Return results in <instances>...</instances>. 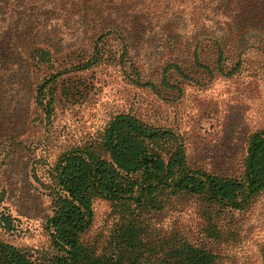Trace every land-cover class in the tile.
Returning <instances> with one entry per match:
<instances>
[{
	"label": "trees",
	"instance_id": "1",
	"mask_svg": "<svg viewBox=\"0 0 264 264\" xmlns=\"http://www.w3.org/2000/svg\"><path fill=\"white\" fill-rule=\"evenodd\" d=\"M145 37L161 40L164 53L147 75L134 58ZM108 68L165 101L191 84L241 72L264 77V0H0V173L14 156L48 145L43 126L86 100L94 86L86 73ZM48 170L49 250L0 238V264H220L212 243L228 234L219 216L264 192V130L248 137L237 175L191 164L178 133L117 113L94 138L60 148ZM5 193L0 228L9 230L15 218L1 207ZM95 199L118 215L107 253L84 238ZM177 199L201 204V243L174 230L147 245L140 221Z\"/></svg>",
	"mask_w": 264,
	"mask_h": 264
},
{
	"label": "rangeland",
	"instance_id": "2",
	"mask_svg": "<svg viewBox=\"0 0 264 264\" xmlns=\"http://www.w3.org/2000/svg\"><path fill=\"white\" fill-rule=\"evenodd\" d=\"M137 45L135 60L144 74L154 73L151 68L162 61L164 54L161 40L145 37ZM84 81L94 84L86 100L59 112L43 126L44 140L48 139L42 143L48 145L28 155H16L2 168L0 190L6 193L1 207L6 206L15 219L11 229L0 228V238L16 247L38 253L49 250L43 229V218L50 213L45 187L53 183L48 167L60 148L94 138L117 113H131L178 133L191 164L230 169L237 175L243 169L248 137L264 130V77L260 75L241 72L205 86L191 84L173 101L162 100L148 88L130 85L112 68L90 71ZM200 207L195 199H177L162 213L145 214L140 221L143 241L154 246L158 239L176 230L199 242ZM17 209L24 214L19 215ZM92 209V224L84 238L96 253H107L113 247L118 215L111 203L101 199L93 201ZM218 223L229 235L212 243L220 264H264V192L246 209L220 215Z\"/></svg>",
	"mask_w": 264,
	"mask_h": 264
}]
</instances>
